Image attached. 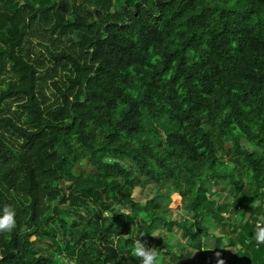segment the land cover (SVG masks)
I'll list each match as a JSON object with an SVG mask.
<instances>
[{
    "label": "trees",
    "instance_id": "obj_1",
    "mask_svg": "<svg viewBox=\"0 0 264 264\" xmlns=\"http://www.w3.org/2000/svg\"><path fill=\"white\" fill-rule=\"evenodd\" d=\"M164 182L191 221L134 195ZM223 183L256 202L234 237L208 232ZM4 205L17 227L0 234V264H61L40 244L54 223L74 264H139L140 234L160 264H264V0H0ZM175 227L184 257L160 238Z\"/></svg>",
    "mask_w": 264,
    "mask_h": 264
},
{
    "label": "rangeland",
    "instance_id": "obj_2",
    "mask_svg": "<svg viewBox=\"0 0 264 264\" xmlns=\"http://www.w3.org/2000/svg\"><path fill=\"white\" fill-rule=\"evenodd\" d=\"M42 92L44 93L43 99L46 106L55 102V97H54L55 94L53 88L51 87L50 80L42 84ZM141 181L145 183L148 180L142 178ZM222 185L223 187L220 190H218V188H216L215 185H212L210 187L212 193H217V196L215 198L216 201H218V199L219 200L221 199L220 201L221 206L218 212L215 215H212L210 219V222L214 223L216 228L209 229L208 232L213 230L216 236L225 235V237L226 236L234 237L235 235L231 232L230 225L234 222L239 221L240 218H244V219L249 218L255 211L256 202L252 201L251 203H247L245 205L240 196V194L243 191L239 195H233L228 190L229 184L223 183ZM179 187L180 185L178 186L177 184H174L172 182H164L162 183V185L161 184L157 185V187L152 186V184H146V186L136 187V189L134 190V195L141 202L145 201L148 198L155 197L156 199H158L163 209L167 210V215L171 219L179 220V219L188 218L189 221H191L193 215L187 208L184 207L186 205L187 196L183 195L182 197L179 194L178 191ZM120 202L121 201L119 199L113 200V204L109 207L108 212L105 213H113L115 211H118V209L121 208L123 209L122 204ZM75 210L77 211V214L75 215L71 214V216L77 219L79 217L78 213H82V210L80 209H75ZM45 229H46L45 232H43L44 236L40 241L41 246L44 247L46 251L48 250L54 251V254L57 255L58 257L69 258L68 255H65L66 251L63 249L62 246L63 242L61 239V233L59 227L54 223L52 226L45 227ZM194 229H196V226H194ZM180 231L181 230L178 227H175L173 229V233L168 232L167 230H162L160 233L161 234L160 238L162 240L163 239L169 240L170 238L171 242L182 243L184 247V251L183 252L178 251V253L184 257L186 255V251H188L190 247L185 242V237H182L180 235ZM30 239H34V237H31ZM209 248H206L205 250ZM62 250L65 253L62 252ZM216 257L219 260H223L224 264H229L228 258H225L223 255L216 254ZM61 264H63V261L61 262ZM72 264H74L73 261ZM195 264H198V259L196 260Z\"/></svg>",
    "mask_w": 264,
    "mask_h": 264
},
{
    "label": "clouds",
    "instance_id": "obj_3",
    "mask_svg": "<svg viewBox=\"0 0 264 264\" xmlns=\"http://www.w3.org/2000/svg\"><path fill=\"white\" fill-rule=\"evenodd\" d=\"M108 215V213H105ZM17 211L12 205H4L0 210V234L11 233L17 227ZM145 234H140L134 238L132 246V254L138 258L139 264H160L159 254L156 247L149 245L146 240L142 238ZM157 238L156 235L152 236ZM253 239L257 245L264 244V215L260 216L255 225V232L253 233ZM63 261V264H72L66 257H58ZM218 264H224L223 260H219Z\"/></svg>",
    "mask_w": 264,
    "mask_h": 264
}]
</instances>
